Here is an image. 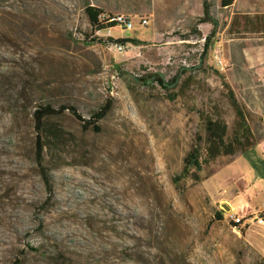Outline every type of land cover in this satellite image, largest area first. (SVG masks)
Instances as JSON below:
<instances>
[{
  "label": "rangeland",
  "instance_id": "1",
  "mask_svg": "<svg viewBox=\"0 0 264 264\" xmlns=\"http://www.w3.org/2000/svg\"><path fill=\"white\" fill-rule=\"evenodd\" d=\"M210 2L219 26L203 64L213 31L200 22L203 0H0V264H264L245 237L248 226L238 233L226 214L251 213L247 202L263 190L264 113L255 102L263 91L252 93V68L237 67L229 53L254 28L251 6L264 23V0ZM89 4L102 18L128 16L133 28L94 30ZM96 35L104 42H91ZM123 38L140 43L116 42ZM217 50L228 68L217 66ZM148 73L180 75L179 86L169 92L138 80ZM223 81L255 145L206 164L200 181L183 177L192 148L205 147L208 116L226 122L230 136L240 128ZM109 100L100 132L70 112L51 118L64 132L47 148L46 202L34 110L70 103L89 118Z\"/></svg>",
  "mask_w": 264,
  "mask_h": 264
},
{
  "label": "trees",
  "instance_id": "2",
  "mask_svg": "<svg viewBox=\"0 0 264 264\" xmlns=\"http://www.w3.org/2000/svg\"><path fill=\"white\" fill-rule=\"evenodd\" d=\"M233 2L234 0H221L223 7L230 6ZM211 8L212 3L210 0H203V16L200 18V22H209L213 25L211 35L205 38L204 48L201 54V63L203 64L206 62L208 52L213 44V36L217 33V28L219 26V20L213 16ZM86 13L94 30H105L118 25L116 21L111 20V17L102 18L101 15L103 10L93 5H87ZM189 38V35H183V39ZM108 41H114V39L109 37ZM91 42L103 43L104 38L96 35L92 37ZM116 42H122L123 44L128 42H133L135 44L140 43L139 40L134 38L116 39ZM138 80L144 84H149L150 82L157 83L164 90L173 92V90L179 86L180 75L171 80H167L165 76L160 73H148L147 75L138 77ZM223 84L228 89L229 98L240 120V128L230 136L226 122L208 116L206 118V133L204 138L205 147L202 142H200L192 148L188 155L187 163L182 171L183 177L191 176L196 181H200L201 176L199 173L203 170L206 164L211 163L222 155L236 156L239 153H245L249 148L255 145L253 133L247 124V116L242 104L239 102L231 85L226 81H223ZM112 106L113 102L112 100H109L97 111L93 112L92 116L89 118L84 117L79 112L78 108L70 103H64L58 106L52 103H46L38 106L34 110L33 118L36 129L35 159L37 164L40 166L41 176L44 179L49 191L46 202H48L52 197L49 169L44 164L46 160L47 148H50V141L59 139L64 132L61 127L51 121V118L60 116L65 112H70L74 117L82 122L83 127L86 130L91 129L95 132H100L102 130L100 122L109 114ZM204 150L205 156L203 157ZM31 249L37 250L33 246H31ZM21 262L22 261L20 259H17L14 264H21Z\"/></svg>",
  "mask_w": 264,
  "mask_h": 264
},
{
  "label": "crops",
  "instance_id": "3",
  "mask_svg": "<svg viewBox=\"0 0 264 264\" xmlns=\"http://www.w3.org/2000/svg\"><path fill=\"white\" fill-rule=\"evenodd\" d=\"M236 0H234L231 7H235ZM230 6H227L228 8ZM252 10L249 13H246V17L250 18L254 28L249 32L247 30L246 34L249 36L243 38L244 40L240 42H236L231 44L232 50L229 53L230 58L233 60L234 65L237 67H243V63L246 67H251L254 74L252 77V83L250 85V89L252 93H259V89L263 91V95H256V104L259 109L264 113V23L262 16L260 14H256L254 6L250 7ZM251 13V14H250ZM248 14V15H247ZM253 14V15H252ZM258 22L261 26H255L254 23ZM246 45H250L247 49H245ZM241 58H243L244 62H241ZM254 103V99H252V105ZM259 150L261 153L259 166L261 167L260 173H258V185L262 187L263 190L260 191V197L264 193V137L259 142ZM255 195V193L253 194ZM256 196V195H255ZM259 197V198H260ZM259 198L256 201L247 202L248 206L254 208L251 213L263 212L264 213V200L261 201ZM232 208L235 209V206L232 204ZM249 214V213H248ZM264 224H251L248 226V229L245 231V237L248 243L254 248L258 249L259 252L264 256ZM256 228V230H252ZM261 228L262 231H261Z\"/></svg>",
  "mask_w": 264,
  "mask_h": 264
},
{
  "label": "built area",
  "instance_id": "4",
  "mask_svg": "<svg viewBox=\"0 0 264 264\" xmlns=\"http://www.w3.org/2000/svg\"><path fill=\"white\" fill-rule=\"evenodd\" d=\"M111 20L116 21L118 25H122L128 29L133 28V21L124 14L114 15L113 17H111ZM141 23L144 25L148 24V19L142 18ZM124 47L125 45L121 43H115V48L120 53L124 51ZM215 61H216L217 66L220 69H226L230 65L221 50L216 51ZM226 214L228 215V220L232 224V227L238 233L241 232L244 227L249 226L251 224H254V223L264 224V213L261 211L256 212V213L240 215L235 210H231L230 212H227Z\"/></svg>",
  "mask_w": 264,
  "mask_h": 264
},
{
  "label": "water",
  "instance_id": "5",
  "mask_svg": "<svg viewBox=\"0 0 264 264\" xmlns=\"http://www.w3.org/2000/svg\"><path fill=\"white\" fill-rule=\"evenodd\" d=\"M223 205H224V207H225L226 210H228V211L231 210V208H230L231 206L229 204L223 203Z\"/></svg>",
  "mask_w": 264,
  "mask_h": 264
},
{
  "label": "bare ground",
  "instance_id": "6",
  "mask_svg": "<svg viewBox=\"0 0 264 264\" xmlns=\"http://www.w3.org/2000/svg\"><path fill=\"white\" fill-rule=\"evenodd\" d=\"M224 208H225V207H224ZM230 208L233 209L232 206H231Z\"/></svg>",
  "mask_w": 264,
  "mask_h": 264
}]
</instances>
